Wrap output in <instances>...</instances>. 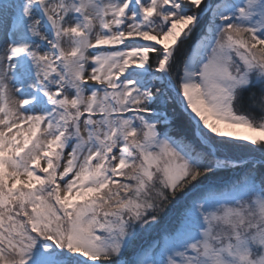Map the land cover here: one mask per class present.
<instances>
[{
  "label": "snow or ice",
  "instance_id": "snow-or-ice-1",
  "mask_svg": "<svg viewBox=\"0 0 264 264\" xmlns=\"http://www.w3.org/2000/svg\"><path fill=\"white\" fill-rule=\"evenodd\" d=\"M0 264H264V0H0Z\"/></svg>",
  "mask_w": 264,
  "mask_h": 264
},
{
  "label": "rangeland",
  "instance_id": "rangeland-1",
  "mask_svg": "<svg viewBox=\"0 0 264 264\" xmlns=\"http://www.w3.org/2000/svg\"><path fill=\"white\" fill-rule=\"evenodd\" d=\"M222 128L224 127V126H221Z\"/></svg>",
  "mask_w": 264,
  "mask_h": 264
}]
</instances>
